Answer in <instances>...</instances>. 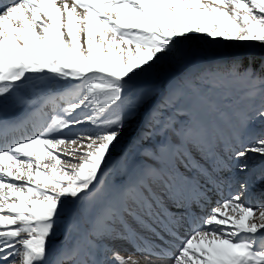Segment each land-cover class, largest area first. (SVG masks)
I'll use <instances>...</instances> for the list:
<instances>
[{
	"label": "snow or ice",
	"instance_id": "6c2138e0",
	"mask_svg": "<svg viewBox=\"0 0 264 264\" xmlns=\"http://www.w3.org/2000/svg\"><path fill=\"white\" fill-rule=\"evenodd\" d=\"M200 37L264 46V0H0V264H264V199L225 175L264 158V66L186 72L154 105L145 87Z\"/></svg>",
	"mask_w": 264,
	"mask_h": 264
},
{
	"label": "rangeland",
	"instance_id": "374dc122",
	"mask_svg": "<svg viewBox=\"0 0 264 264\" xmlns=\"http://www.w3.org/2000/svg\"><path fill=\"white\" fill-rule=\"evenodd\" d=\"M194 41L201 45V47L203 49V52L201 55L194 54L192 52L191 46H192ZM202 41L208 42L212 45V49H211L210 53L205 49V46H204ZM186 51H187V58H186L183 65H181L180 67L174 66V67L165 69L166 70L165 71L166 76L162 73L161 78L155 84L145 85V87H154L157 90L156 95L153 97L152 102H150L152 105L154 104V102L157 99L162 98L161 93L163 90H165V92H167L170 81L172 79L177 78V77L173 78L172 77L173 74H182L185 72V69L190 71L191 66L197 61V59H202L205 57V55L206 56L207 55L214 56L216 58L220 57V55H223L224 56L223 59H225L227 57L236 58L235 54H243V52L248 53L246 55H249V54L254 55L257 52L264 54V46H260L259 42L221 41L220 43H217L216 41H214L210 38L200 37V38L194 39V40L190 41L189 43H187L186 44ZM45 111L47 112V111H49V109H45ZM147 113H148L147 108H145L141 111L140 118H138L137 120H133V121L129 122L128 128L126 129V131L123 134L122 150L124 149V146L126 145V142L129 140L130 137H131L130 139L134 138L133 140L135 143L139 142L137 138L140 135V133L144 127V121L147 119ZM46 120H47V117H45L43 114H41L37 117H34L32 122L29 123V125L27 127V132L28 133L31 132L32 124L39 125L40 123L46 122ZM28 133H24V135H26ZM21 136H23L22 133H18V137H21ZM18 137H15V138H18ZM133 147H134V145H131L129 150L133 149ZM263 161H264V158H261L258 154H252L247 161V163L249 165L248 170L246 172H243V173L239 172L237 167H236V165L239 163V161H229L231 171L226 172L225 175L230 176V177L234 178L235 180H244L246 175L253 176V183L250 184V190L253 192V194H255V197H257L256 200H258L259 196L264 195V185L256 182V177L260 174L261 171H264V164L260 165ZM224 189H225V191L223 192V196H224V198H226V197H228L230 190L235 191V186H233V188L230 189L226 185V186H224ZM212 197H215V196H212ZM226 211H228L229 213L231 212L230 209L226 210ZM60 226H62V223ZM108 243L111 247H114L117 251H119L120 254L123 256L131 255V256H138L139 258H143L145 255L143 252H138V251L135 252L133 244L129 241H126V240H114V241H109ZM157 243H159V241H157ZM50 245L56 246L57 243H56V241H53L50 239ZM148 259L150 261V260H155L156 258L155 257H149ZM162 261H167V260L165 259ZM162 261H157V263L163 264ZM166 264H168V263H166Z\"/></svg>",
	"mask_w": 264,
	"mask_h": 264
},
{
	"label": "trees",
	"instance_id": "16d2710c",
	"mask_svg": "<svg viewBox=\"0 0 264 264\" xmlns=\"http://www.w3.org/2000/svg\"><path fill=\"white\" fill-rule=\"evenodd\" d=\"M203 44L205 46V49L210 53V51L212 49V45L208 42H203ZM233 61L240 62L243 65V67H245V68L251 66V67L255 68L257 71H259L261 66H264V54L260 53L259 56H255V55H246V52H243V56H241V57H237V58L231 57L228 59H222L221 57L216 58L214 56H209V55L206 56L205 55L204 58L197 59V61L191 66L190 71H196L198 69H204V68H213V67H216L218 65H227V64H231ZM186 72H189V70L185 69L184 73H186ZM184 73H182V74H184ZM182 74H177L175 77L179 78V76ZM165 93H166L165 90H163L161 93L162 98L164 97ZM162 98L157 99L155 101V103H158ZM218 102L221 104V106L228 103V101H225L222 98H218ZM208 117H209V120L211 123L214 120V117L211 115H209ZM255 127L258 131L260 126L257 124ZM130 138H129V140H131V142H132L133 140ZM124 147H125V149L123 150V153L126 152V149L128 147L127 144ZM117 154H119V152ZM60 230H61V228H60ZM57 234H59V230L57 231Z\"/></svg>",
	"mask_w": 264,
	"mask_h": 264
},
{
	"label": "bare ground",
	"instance_id": "6f19581e",
	"mask_svg": "<svg viewBox=\"0 0 264 264\" xmlns=\"http://www.w3.org/2000/svg\"><path fill=\"white\" fill-rule=\"evenodd\" d=\"M194 42H195V41H194ZM194 42H193V44H192V46H191L192 52H193L194 54H199V55H201L202 52H203V49H202L201 45L198 44L197 42H195V43H194ZM165 71H166V70H164L163 74L166 76ZM24 111H26V110L23 109V108H15V109L9 108V110L6 111L3 115H4V116L13 115V114H17V115H19L20 113H22V112H24ZM10 134H11V133H10ZM14 139H18V138H14ZM217 199H219V198H217ZM217 199H216V200H217ZM201 215H203V214H201ZM187 231H188L187 228L181 230V234H182V236H183V235H184V236H187V235H188V232H187ZM177 243H179V242L177 241ZM133 257H138V256H133ZM150 261H151V260H150ZM162 262H163V264H166V263L169 264V262H167V261H162ZM156 264H158V263L156 262Z\"/></svg>",
	"mask_w": 264,
	"mask_h": 264
}]
</instances>
